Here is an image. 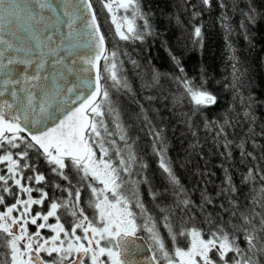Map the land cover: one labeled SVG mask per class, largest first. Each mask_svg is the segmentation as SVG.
I'll list each match as a JSON object with an SVG mask.
<instances>
[{
    "label": "snow or ice",
    "instance_id": "snow-or-ice-1",
    "mask_svg": "<svg viewBox=\"0 0 264 264\" xmlns=\"http://www.w3.org/2000/svg\"><path fill=\"white\" fill-rule=\"evenodd\" d=\"M101 2L121 40L142 41L152 34V26L139 0ZM202 3L208 6L210 0ZM120 10L126 14L118 16ZM58 12L67 17L69 37H79L81 33L87 36L92 54L80 57L89 66L80 72L91 71L94 76L77 75L76 80L69 82L66 74L73 72L70 66L64 73L46 71L49 57H56L52 61L54 66L62 64L63 57L41 40L33 28L44 21L46 13ZM254 12L249 8L245 14L250 22L256 19ZM137 19L144 21L143 32L137 27ZM77 22L81 25L79 28L75 27ZM193 35L194 43L202 45L201 27L195 26ZM45 39L52 38L49 35ZM30 41H35L34 47ZM105 43L92 0H59V3L56 0H0V97H5L0 99V164L6 167V174H0V245L7 250L2 264H137L126 253L129 241L134 243L140 231L147 233L152 253L143 264H264V197L261 212L255 213L253 209L255 215L241 213L239 223L230 220L227 226L209 220L207 233L196 226L176 230L165 216L163 226L171 241L169 247L138 190L134 202L124 193L121 173L130 174L137 157L133 145L127 143V132L119 122V111L113 107L103 80H111L113 87L129 91L131 88L127 79L119 75L117 53L113 51L109 55ZM173 59L183 73L179 61ZM101 60L106 75H102ZM176 79L195 109L217 102V97L204 86L203 77L201 83L186 76ZM106 113L113 116L119 139L127 149V159L114 139H106L114 135L109 131ZM220 131H224L223 127ZM153 133L156 140H161L158 131L153 129ZM240 147L243 148V143ZM112 149L118 164L111 158ZM154 151L160 157V168L173 185L179 186L162 140L158 147L154 145ZM30 153L37 159L42 158L56 177L68 181L69 187L64 189L67 198L50 197L44 187L32 186L34 180L37 185L43 182L51 183L54 188L61 187L54 180H47L35 163L28 162ZM25 169L34 175H26ZM72 172L80 177L81 186L87 182L90 197L86 203L94 211L93 219L81 206V187L73 191ZM25 179L28 184L23 182ZM243 180H255L253 169H249ZM260 180L264 181V174ZM225 183L228 191H236L230 175L226 176ZM34 192L39 193L38 198H34ZM261 192L264 193V184ZM5 194L13 197L12 203L7 202ZM204 199L211 203L207 197ZM37 205L46 206L47 210L37 211L34 208ZM134 209L140 210L142 224L138 223ZM61 210L73 218L70 227L62 222ZM50 219L55 222L50 223ZM44 229L50 235H44Z\"/></svg>",
    "mask_w": 264,
    "mask_h": 264
},
{
    "label": "trees",
    "instance_id": "trees-1",
    "mask_svg": "<svg viewBox=\"0 0 264 264\" xmlns=\"http://www.w3.org/2000/svg\"><path fill=\"white\" fill-rule=\"evenodd\" d=\"M92 2L106 49L109 55L117 53L119 75L127 79L131 88L113 87L111 80H103L113 107L119 111L127 143L133 145L137 157L130 174L121 173L124 193L134 202L138 190L169 247L171 241L163 226L165 216L176 230L196 226L207 233L209 220L227 226L230 220L239 223L241 213L261 212L264 181L260 175L264 172L258 170H264V0H210L208 6L202 0H139L152 34L142 41L118 40L123 45L114 47H110L108 28L100 18L96 0ZM249 8L255 10L254 22L245 15ZM143 23L136 20L141 32ZM195 26L201 27L202 45L194 43ZM173 57L183 67V73ZM103 67L102 60L101 72L106 75ZM180 76L196 83H201L203 77L204 86L217 102L195 109L176 79ZM105 119L114 133L106 139H114L127 159L113 116L106 113ZM153 129L160 133L179 186L173 185L159 166L154 145L158 147L161 140L155 139ZM110 154L118 164L115 149ZM28 162L36 167L47 165L31 153ZM2 166L0 174H6ZM249 169H253L255 180L244 182ZM227 175L232 178L235 192L227 190ZM184 200L190 203L185 205ZM134 211L142 224L140 210ZM138 234L147 241L146 232ZM242 241L243 236V247Z\"/></svg>",
    "mask_w": 264,
    "mask_h": 264
},
{
    "label": "water",
    "instance_id": "water-1",
    "mask_svg": "<svg viewBox=\"0 0 264 264\" xmlns=\"http://www.w3.org/2000/svg\"><path fill=\"white\" fill-rule=\"evenodd\" d=\"M59 3V0H56ZM67 17H64L61 13L52 15L51 13L45 14V19L42 23L34 26L33 31L40 34V39L47 43L51 48L56 49L59 56L63 57V63L60 65H53L52 61L56 57H49V62L45 66L46 71L52 73L59 71L65 72L66 67L73 69L72 73H67V80L72 82L76 80L77 75L94 76V72L81 73L80 70L89 67L80 60L82 56H88L92 54L91 48L87 43V36L81 33L79 37H69V29L66 26ZM98 22V21H97ZM81 25L79 22L76 24V28ZM29 34H25L27 37ZM51 36V41H47L45 38ZM33 45L35 41H30ZM106 46V44H105ZM75 61V63H73ZM101 63V61H100ZM7 96V93L5 94ZM5 97H0L3 99ZM152 253L149 251L148 243L145 238L139 234L135 238V242L129 241L126 256L132 261H136L137 264H143L146 258L150 257Z\"/></svg>",
    "mask_w": 264,
    "mask_h": 264
},
{
    "label": "flooded vegetation",
    "instance_id": "flooded-vegetation-1",
    "mask_svg": "<svg viewBox=\"0 0 264 264\" xmlns=\"http://www.w3.org/2000/svg\"><path fill=\"white\" fill-rule=\"evenodd\" d=\"M37 168L39 169L40 172H42V173H44L46 175V179L47 180H49V181H53L54 180L56 183H59L61 185V187L60 188H54V187H52L51 183L45 184L43 182L40 185H37L35 183V181L33 180L31 182V184H32V186L34 188H36V187H44V189L49 192L50 197H57V198H67L68 197L67 191H64V189L69 187L68 181H63L60 178L56 177L53 173H51L48 165H41V166H38ZM4 171H5V169H4ZM25 173L28 176L34 175V173H32L30 171H26ZM70 175L71 176H75V179L72 180V185L74 186L73 187V191H74L75 187H81V195H82V198H83V202H82L81 206L86 208V213L85 214L88 215L90 219H93L94 218V211H93V209L88 208L87 207V203H86L88 201L89 197H90V190H88L87 187H86L87 182H84L83 186H81V184L79 183L80 177L76 176V174L74 172L70 173ZM23 182L25 184L29 183V181H27V179L24 180ZM33 196H34V198H38L39 197V193L38 192H34ZM7 202L8 203H12L13 202V197L11 195L9 197H7ZM34 208L37 211H40V210L46 211L47 210L46 206L37 205V206H34ZM60 214H61V217H62V222L65 223V226L66 227H70V225H71V223L73 221V218L70 215H67L64 210H61ZM49 222L50 223H54L55 220L54 219H50ZM31 230L32 231L35 230L34 226H32ZM43 234L44 235H50V231L48 229H44L43 230ZM78 234H82V233H79V231H78ZM139 235H141V234H139ZM0 249H2V251L6 250L5 248H3L2 245H0ZM2 262H3V257L1 256L0 264H2Z\"/></svg>",
    "mask_w": 264,
    "mask_h": 264
},
{
    "label": "rangeland",
    "instance_id": "rangeland-1",
    "mask_svg": "<svg viewBox=\"0 0 264 264\" xmlns=\"http://www.w3.org/2000/svg\"><path fill=\"white\" fill-rule=\"evenodd\" d=\"M96 4H97V7H98V13L100 15V18H101L102 22H103L104 25L106 24L107 28H108L107 31L109 33L108 34V38H109L110 47H114L116 44L123 45L122 42L120 43V41H118V40H121V39L115 34V25L112 24L111 16L107 12V10L103 8V4H102L101 0H96ZM125 14L126 13H124L123 10H120L118 12V16H123ZM128 15H130V12L128 13ZM124 54H125V56H127V52L126 51H124ZM3 168L6 171V167L4 165H3ZM0 253H1V256L3 257V260H4L5 259L6 250L2 251V249H1Z\"/></svg>",
    "mask_w": 264,
    "mask_h": 264
}]
</instances>
